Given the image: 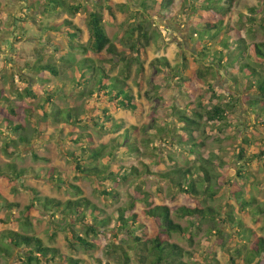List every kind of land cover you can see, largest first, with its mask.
<instances>
[{"label":"trees","instance_id":"obj_1","mask_svg":"<svg viewBox=\"0 0 264 264\" xmlns=\"http://www.w3.org/2000/svg\"><path fill=\"white\" fill-rule=\"evenodd\" d=\"M27 1L30 9L37 11L42 8V14L47 16L45 13L47 14L48 10L42 6L47 0ZM54 1V10L67 6L69 9H77L68 5L66 0ZM106 3L108 17L120 24V32L123 35L127 38L134 36L135 40L130 44L125 42L122 47L118 46L106 32L102 12L92 10L85 23L88 30L86 44L83 42L84 30L71 20L66 19L46 27L62 35L64 43L68 44L70 49L63 48L49 36L45 37L43 45L51 48V56L44 59L40 54L35 60L34 69L42 75V81L47 79L43 77L46 73L60 78L64 76L61 70L63 73L69 72L76 95H86L94 105H103L102 109L97 108L102 113L97 117L99 124L92 118L95 125L101 130L112 129L119 132L122 124L113 117L110 107L115 105L138 113L142 110L127 81L132 65L136 63L141 67L146 58L145 48L151 40L147 25L151 24V18L155 16L163 15L172 20L177 19L178 13L185 10V16H189L187 22L189 21L190 39L196 42L198 49L196 57L202 64L204 61L207 64L204 69H191V75L187 74L186 65L183 69L171 70L178 81L183 83L181 94L188 95L191 99L184 101L182 98H176L171 106V121L167 125L178 128V133L175 128L170 129L171 138L187 149L188 153L195 155V158L177 164L171 171L163 173L162 177L183 192L188 203L176 207L156 204L151 193L137 186L129 192L128 201L114 209L113 214H108L104 208L82 196L78 186L69 184L60 177L58 170L52 167L43 178L54 184L75 188L76 199L62 201L40 196L35 188L29 186L27 190L31 193L30 204L20 208L19 203L9 202L0 195V207L10 212V220L12 214H15L26 227L30 226L29 214L36 206L49 211L54 224L59 225L57 219L65 221L61 231L67 234L71 248L89 252L96 264H189L185 260L188 252L173 241V238L174 235H179L192 242L195 235L192 228L198 229V223L203 222L211 224V229L207 231L208 238L213 236L212 241L220 247L236 245L235 239L238 236L245 241L240 248L225 251L230 264H264V236H258L245 222L235 219L231 211L222 215L219 208L206 204L208 200H216L221 186L227 184L233 187L230 194L241 206V211L254 208V211L264 213V206L262 207L251 193V186L259 185V182L251 181V172L245 170L246 166L262 158L264 146L257 152H250L248 148L261 144V141L255 139L251 132L244 136L243 144L237 153V163L232 164L236 173L245 181L242 184L245 183L246 188L242 189L231 180L226 182V174L223 172L229 171L231 166L226 164L225 157L220 160L216 153H212L210 155L214 159H211L208 155L200 153V150L205 148V143L203 138L199 137L200 130L203 129L201 126H207L204 122L221 129L220 124L226 122L228 112L235 105L240 106L241 110L245 107L248 111H253L255 118L251 123L256 122L264 126V42H248L243 30L246 27L247 32L254 33L257 28H264V24H257L252 16L235 10V0H138L139 16L134 14V24L127 30L126 18L118 21L112 0H106ZM120 9H123L122 5ZM251 11L256 10L251 8ZM74 37H77V40ZM77 50L83 53L82 57H76ZM58 62L62 67L59 68ZM120 63L123 67L111 75L113 66ZM156 64L165 67L168 65L162 59L154 60L153 65ZM220 74L222 80H227L228 89L231 90L225 95L227 98L219 95L212 80L207 78L210 75L216 78ZM2 77L0 76V151L8 157L19 156L21 147L31 142L33 135L31 136L30 130L36 131L35 128L30 129L29 119L34 108L11 100L5 93ZM198 89L201 90L199 94ZM24 90L28 96H37L28 87ZM46 95V99L38 108L41 110V121L38 120L32 127L38 125L39 130H42L47 121L61 124L60 126L77 123L83 108L70 106L66 109H54L49 107L54 92L47 91ZM194 95L199 98L193 99ZM18 96L22 97V94L19 93ZM32 118L35 119L33 116ZM227 121L229 123V120ZM138 132V128L131 127L118 136V139H125L123 145L130 152L137 151L134 138ZM72 141L77 143L81 140L76 138ZM119 145V142L116 143V146ZM66 153L74 163L77 178L83 174L96 177L99 181L103 179L118 183L129 180L131 176L137 177L138 170L135 166L128 168L115 164L111 150L107 152L108 163L102 166L95 164L104 156V149L101 147L92 148L80 144L77 151ZM215 163H218L216 170ZM3 172H7L9 179L14 183L30 173L27 168H18L13 162H8L3 169L0 167V174ZM97 190L101 196L107 198L113 199L118 195L115 188L107 189L100 182ZM139 206L141 210L138 211ZM174 212L179 218L185 219L188 225L183 226L175 221ZM231 224L235 225L234 231L230 230ZM227 228L231 233L225 232ZM107 233H111L118 242L111 241L107 245L105 252L108 254H104L109 255L110 259L103 261V254L96 250V239L105 237ZM55 235V231L50 234L52 237ZM226 236L228 243L224 240ZM15 254L16 264H88L86 260L65 254L59 247L46 244L38 235L6 228L0 234V258L10 259ZM208 258L198 264H219L216 258Z\"/></svg>","mask_w":264,"mask_h":264},{"label":"rangeland","instance_id":"obj_2","mask_svg":"<svg viewBox=\"0 0 264 264\" xmlns=\"http://www.w3.org/2000/svg\"><path fill=\"white\" fill-rule=\"evenodd\" d=\"M27 2V0H0V76H3L5 93L11 100L34 108L32 116L35 119L32 116H29V119L30 129H36L35 132L30 130L31 136L33 135L31 142L21 147L19 156L8 157L0 151V167L2 169L8 162H13L18 168H27L30 171L26 176L18 179L16 183L9 179L7 172L0 174V195L9 202L19 203L20 208H24L31 202V193L27 190L29 186L35 188L40 196H49L62 201L76 199L75 188L69 185L54 184L43 178L46 176L47 170L54 167L60 173L61 178L69 184L78 186L82 196L104 208L108 214H113L114 209L128 201L129 192L137 186L151 193L156 204L176 207L188 203L185 194L162 177L163 173L171 171L177 164L180 165L186 160L195 158V155L188 153L187 149L182 148L177 141L171 138L170 129L175 128V132L178 133V128L174 126L171 128L167 125L171 121V106L176 98H182L184 101L191 99L188 95L183 96L181 94L183 83L178 81L171 70H180L186 65L187 74H190L191 69L197 67L204 69L207 64L206 61L202 64L196 57L198 49L196 42L190 39L189 21L187 22L189 16H185V10L178 13L177 19L171 20L163 15H158L151 18V24L147 25L151 40L149 46L145 48L146 58L142 61L141 67L136 63L132 65L127 81L136 100L141 104L142 110L138 113L115 105L110 107L113 117L122 124L120 131L116 132L112 129L101 130L95 125L94 121H98L99 124L100 121L97 120V117L102 115L97 108L102 109L103 105L102 103L101 105H99L100 103L94 105V102L86 95L82 97L76 95L73 89L74 84L70 82L69 72L63 73L61 70L64 76L60 78L46 73L43 77L47 79L42 81L40 79L42 75L34 69V64L40 54L44 59L51 56V48L43 45L44 38L47 36L59 42L63 48L70 49L68 44L64 43L65 40L62 35L51 29H46L53 23L66 19L71 20L73 24L84 30L83 42L86 44L88 30L85 23L89 12L92 10L102 12L105 18L106 32L118 46L122 47L125 42L130 44L135 40V37L127 38L125 34L120 32V24L108 17L105 9L106 0H66L68 5L77 7V9H69L67 6L57 10H54L55 1L47 0L42 5L48 10V13H45L47 16L42 14V8H38L37 11L30 9ZM112 2L113 9L117 11L118 21L126 18V28L129 30V26L134 24L132 21L134 14L139 16L137 15L139 12L137 10L138 0H112ZM120 5L123 6L122 10ZM251 8L256 11H251ZM234 9L252 16L257 24L259 22L264 24V0H235ZM246 29V27L243 28L248 42H264V28H257L254 33H249ZM74 39L77 40V37ZM76 55L77 58H80L83 53L77 50ZM156 59L167 62L168 67L153 65V61ZM159 63L161 64V61ZM57 64L59 68L62 67L60 62ZM122 67L121 63L113 66L111 75L116 74ZM207 78L212 80L219 95L225 96L231 92L228 89L227 80L221 79V74L216 78H213L212 75ZM26 87L30 88L31 91L33 90L37 96L26 95L24 90ZM47 91L54 92L49 107L54 109H66L70 106L83 108L84 111L78 117V121L76 120V124L60 126L61 124L47 121V124L41 128L42 130H39L40 126L38 125L32 127L40 120L41 110L38 108L46 99ZM200 92L201 90L198 89L197 94ZM19 93L22 94V97L18 96ZM198 98L196 95L193 96L195 100ZM106 107L108 106L106 105ZM92 118L95 120L92 121ZM254 118L253 111H248L245 107L241 110L240 106L235 105L228 112L226 122L220 124L221 129L204 122V125L207 126H204L205 128L203 125L201 126L203 129L200 130L199 135L205 143V148L200 150V153L204 156L208 155L211 159H214L210 155L212 153H216L215 155L219 156L220 160L221 157H225L226 164L231 166L229 171L223 172L226 174V182L231 180L233 184L242 189L246 188L245 183L242 184L245 181L236 173L232 164L237 163V153L243 144L244 136L251 132L255 139L261 141V144H254V146L249 147L250 152H257L261 146H264V126L256 122L252 124L251 121ZM131 127H136L139 131L134 138L137 148L135 152H130L125 148L126 146L123 145L124 138L118 139L121 132ZM76 138H80L81 141L73 142L72 140ZM118 142L120 145L116 146ZM80 144L104 149V156L95 163L101 166L108 163L107 152L111 150L115 164L128 168L135 166L138 170L137 177L131 176L129 180L118 183L103 179L99 181L96 177H88L83 174L77 178L74 163L70 157H67L66 152L77 151ZM217 164L214 165L215 170L218 169ZM245 170L251 172L253 176L250 175L251 181L259 182V185L251 186V193L255 195L263 207L264 152L261 159H257L253 164L246 166ZM99 182L107 189L115 188L118 195L113 199L101 196L97 190ZM232 188L230 185L223 184L216 200H208L206 204L219 208L222 215L231 211L235 219L245 222L258 236H264V213L254 211V208L241 211V206L230 194ZM137 210H141V206ZM9 213L0 207V234L6 228L35 234L41 237L46 244L59 247L65 254L86 260L88 264H96L89 252L71 248L68 244L67 234L61 231L65 221L57 219L59 225L54 224L49 211L36 206L29 214L30 226L27 227L21 224L20 219L15 214H12L10 220ZM173 218L183 226L188 225V222L179 218L175 212ZM197 226H199L198 229L192 228L195 233L192 242L179 235H174L173 238V241L188 252L185 260L189 264L205 262L209 256L216 258L219 264H230L225 251H233L234 248H240L245 244V241L238 236L235 239L236 245L220 247L218 243L212 241L213 236L211 239L208 238L207 231L211 229L210 223H198ZM230 228H232L231 231H234L235 225L231 224ZM230 230L227 228L225 232L231 233ZM54 231L56 232L55 237L50 236ZM224 240L225 243H228L227 236ZM111 241L118 242L111 233L96 239V250L103 254V261L110 259L109 255L105 256L108 254L105 250ZM246 242L251 243V241ZM16 258L17 254L10 259L1 257L0 264H16Z\"/></svg>","mask_w":264,"mask_h":264},{"label":"crops","instance_id":"obj_3","mask_svg":"<svg viewBox=\"0 0 264 264\" xmlns=\"http://www.w3.org/2000/svg\"><path fill=\"white\" fill-rule=\"evenodd\" d=\"M38 17H40V16H38Z\"/></svg>","mask_w":264,"mask_h":264}]
</instances>
